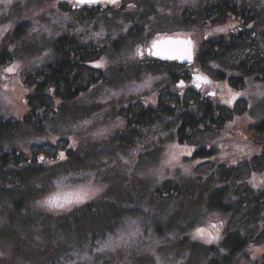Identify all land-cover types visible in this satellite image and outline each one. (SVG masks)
<instances>
[{"label":"rangeland","instance_id":"1","mask_svg":"<svg viewBox=\"0 0 264 264\" xmlns=\"http://www.w3.org/2000/svg\"><path fill=\"white\" fill-rule=\"evenodd\" d=\"M217 1L122 0L108 9L109 0L89 7L69 0H0V53L6 49L10 56L0 67V117L27 114L24 72L54 59L56 38L72 36L98 49L85 73L87 82L97 78L88 91L61 105L41 134L19 125L17 147L48 175L32 197L24 188L0 191V264H209L229 254L224 240L239 231L249 243L232 264H264V210L257 218L249 215L254 203L248 198L264 190V149L251 131L264 120V82L247 78L233 90L196 58L184 66L146 54L165 35L192 38L196 52L211 38L228 37L239 20H203ZM234 1L257 15L253 31H264V0ZM94 10L100 13L88 18ZM24 21V33L12 38L11 30ZM197 71L213 80L206 92L214 95L195 87L191 75ZM206 103L223 108L229 119L218 130H191L179 142L182 114L200 116ZM160 104L178 108L152 125L128 127L129 105L136 113ZM203 147L213 154L196 158L194 151ZM70 152L73 162H67ZM166 182L182 192L160 195ZM219 191L234 206L243 196L245 206L228 214L210 208ZM67 194L74 201H66ZM213 246L222 250L216 257Z\"/></svg>","mask_w":264,"mask_h":264},{"label":"trees","instance_id":"2","mask_svg":"<svg viewBox=\"0 0 264 264\" xmlns=\"http://www.w3.org/2000/svg\"><path fill=\"white\" fill-rule=\"evenodd\" d=\"M113 7H108V9ZM92 9V8H91ZM97 9V7L95 8ZM247 9H240L233 0H221L212 4L203 13V20L207 23L212 21L233 17L239 20L237 30L231 31L229 36L211 38L205 42L203 48L195 53V58L203 67L208 66L212 70L218 71V78L221 81L229 82L233 90H239L246 84L247 78H253L264 82V31L256 32L252 29V24L257 19ZM87 13L88 18L96 17L99 10ZM27 23L20 22L11 31V37H19L25 31ZM53 50L55 57L50 62L34 69L24 72L23 85L28 90L26 102L28 106L27 114L21 119L0 117V191H9V188L26 190L25 197H32L36 190H42V182L47 174L46 166L39 160H31L24 152L17 147L19 125H26L33 129L37 134L45 131L47 123L62 110L68 102L77 99L82 93L89 90L92 84L97 82L96 77H92L88 82L85 73L91 66L89 63L92 56L98 54L95 46L81 45L75 37L63 35L56 38ZM10 56L6 49L0 53V67L6 65ZM161 64L169 63L156 60ZM218 63L222 66L213 65ZM185 66V65H184ZM3 74V70L0 69ZM177 78V77H175ZM205 98V97H202ZM55 101L59 104L55 106ZM62 105V106H61ZM133 105V104H130ZM128 106V127L132 125L148 126L156 122L162 116H172L178 107L175 105H163L158 107L144 108L139 112L132 113L133 109ZM204 105V104H203ZM201 115L184 112L177 128L179 142H186L191 130L205 127L206 131L219 129L229 117L223 108H219L206 103L201 109ZM253 139L264 149V120L251 126ZM214 149L207 147L195 150V157L207 158L213 154ZM212 153V154H211ZM67 162H73L75 153L70 152ZM56 159L58 158L55 156ZM42 165H41V164ZM12 176L14 178H12ZM228 177L229 173H225ZM2 186H7L2 187ZM180 186L166 182L158 188L157 192L171 194L180 192ZM250 188L244 190L243 195L247 194ZM182 192V191H181ZM253 205L249 215L257 218L264 210V190L252 191ZM225 191L212 194L210 208L230 213L238 211L237 208L245 206L243 196L235 199V206L227 202ZM19 204L16 208H20ZM248 239L242 233H230L224 240V248L229 250L228 255H224L220 261L212 258L209 264H232V257L241 252L247 245ZM214 257L220 254L221 248L212 247L210 250ZM264 261V256H263ZM258 264V263H257ZM260 264V263H259Z\"/></svg>","mask_w":264,"mask_h":264},{"label":"water","instance_id":"3","mask_svg":"<svg viewBox=\"0 0 264 264\" xmlns=\"http://www.w3.org/2000/svg\"><path fill=\"white\" fill-rule=\"evenodd\" d=\"M80 4L99 3L102 0H72ZM148 52L155 59L161 61H176L181 65H190L195 61V45L190 37L168 36L156 39L152 42ZM194 81L199 87L202 84H209L210 78L201 73L194 74ZM181 80L179 85H184ZM214 95V93H211Z\"/></svg>","mask_w":264,"mask_h":264},{"label":"flooded vegetation","instance_id":"4","mask_svg":"<svg viewBox=\"0 0 264 264\" xmlns=\"http://www.w3.org/2000/svg\"><path fill=\"white\" fill-rule=\"evenodd\" d=\"M69 1H71V0H69ZM121 1H122V0H114V2H113V0H109V3L107 4V6H108V7H118L119 4L121 3ZM71 2L75 3L77 6H87V7H89V6H100L102 1H100L99 3H89V4H80V3H76V2H74V1H71ZM168 36H176V37H178V36H181V35H165V36H161V37H159V38H155L154 40H156V39H160V38H163V37H168ZM182 37H183V36H182ZM154 40H153V41H154ZM153 41H152V42H153ZM152 42H151V44H152ZM151 44L146 48V54H147L148 56H151V54L148 52V49H149V47L151 46ZM140 54H143V51H141ZM185 66H187V65H185ZM196 73H201V74H203V73L197 71V72H194V73L191 75L195 87H196L197 89L199 88V89H201L202 91L205 92V93H202V92H201V93L203 94V96L209 97V96H211V93H214V94H215V91H211L210 93H207V92H206V90L209 89V88L212 86V84H213V80H212L211 78H210L211 81H210L209 84H202V85L199 86V87L196 86L197 83L194 81V77H193L194 74H196ZM203 75H205V74H203ZM205 76H206V75H205ZM233 94H234V93H232V95H233ZM67 196H68V197H67ZM74 198H76V197H75V196H72V195H69V194L65 195V199H66V201H69V200L74 201Z\"/></svg>","mask_w":264,"mask_h":264},{"label":"snow or ice","instance_id":"5","mask_svg":"<svg viewBox=\"0 0 264 264\" xmlns=\"http://www.w3.org/2000/svg\"><path fill=\"white\" fill-rule=\"evenodd\" d=\"M113 2H114V0H113ZM50 203L55 204L56 203V200L54 199V200L50 201ZM198 232L203 233V230L202 229H198Z\"/></svg>","mask_w":264,"mask_h":264}]
</instances>
